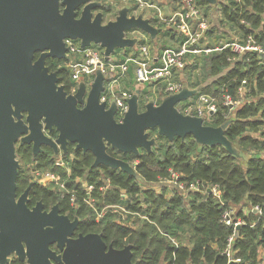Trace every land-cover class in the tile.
Listing matches in <instances>:
<instances>
[{
    "label": "water",
    "instance_id": "obj_1",
    "mask_svg": "<svg viewBox=\"0 0 264 264\" xmlns=\"http://www.w3.org/2000/svg\"><path fill=\"white\" fill-rule=\"evenodd\" d=\"M179 2L180 0H169ZM216 7L218 0H205ZM83 5L80 16L76 9ZM100 3L91 0H0V257L15 253L26 264H139L132 261V245L116 249L100 233H78L77 217L69 219L57 205L49 212L37 204L27 208L25 194L16 199L19 163L15 143L31 145L35 156L46 146L55 156H64L67 145L74 151L90 152L91 168L119 170L138 178L129 162L108 154H146L157 146V137L171 142L191 136L200 146H221L242 159L224 132L230 121L207 125L201 117L185 115L176 105L193 98L199 87L182 84L177 93L164 96L154 105L150 98L140 110L138 93L127 99L128 110L121 122L114 118L116 106L100 102L104 75L95 71L86 92L80 82L73 94L58 84L57 73L49 71L45 58L61 60L68 48L65 40L79 41L81 49L97 44L107 61L116 49L131 48L136 39L124 38L127 30L138 29L152 40L163 29L140 13L127 16L128 7L116 11L113 20L103 23L101 12L92 14ZM62 9V10H61ZM39 55L34 59L35 53ZM86 92V95H85ZM55 130L56 137L49 136ZM155 131V136L150 132ZM54 245L58 250H52ZM264 256V255H263Z\"/></svg>",
    "mask_w": 264,
    "mask_h": 264
},
{
    "label": "trees",
    "instance_id": "obj_2",
    "mask_svg": "<svg viewBox=\"0 0 264 264\" xmlns=\"http://www.w3.org/2000/svg\"><path fill=\"white\" fill-rule=\"evenodd\" d=\"M207 10L211 7L205 0H198ZM219 21L236 28L241 38L254 34L256 41L264 49V0H222L217 5ZM108 14L110 7H105ZM212 9V8H211ZM206 12V11H205ZM204 12V13H205ZM162 36H168L164 30ZM174 35L172 34L171 38ZM230 43V42H228ZM206 68L209 74L217 76L209 86L213 90L202 88L198 94L212 96L217 102V111L212 117L211 125L219 126L230 121L225 129V136L243 154L245 159H238L228 154L221 146L206 147L197 145L191 136L183 140L175 137L168 142L157 137V146L150 154L140 150L139 154L117 155L107 149L108 154L129 163L136 161L135 170L138 178L123 174L119 170L103 166L91 168L93 156L90 152L74 151L73 144L67 145V158L70 161L71 177L66 182L67 188L80 190V184L73 181L79 177L87 184H93L92 196L98 200L96 209L104 205L116 204L125 206L131 211L146 214L149 221H138L136 227H128L117 214L107 212L97 221L95 211L82 203L77 196L76 204L70 207L68 195L60 198L58 203L62 213L72 218L76 216L80 223L75 231L78 233H100L106 244L116 249L132 245V261L139 264H160L161 261L174 264H228L220 254L231 227L221 222L225 210L232 211L231 217L243 221L236 232L233 243L235 256L239 263L258 264L264 255V67L258 53L246 52L237 55L228 46L221 51L208 55ZM195 67L194 65H189ZM59 83L65 82V89L71 84L63 69L59 70ZM244 84V98L256 97L254 101L245 100L229 110L222 104V94H229L233 100L238 97V88ZM193 85L191 87H196ZM227 115V117H225ZM254 132L257 136H250ZM155 131L150 132L154 134ZM52 130L50 137H56ZM162 141H164L162 143ZM23 158L31 157V149H21ZM25 151V152H24ZM38 155L39 165L51 168L50 158L46 154ZM21 156V157H22ZM154 168V170H152ZM180 173L177 182L185 186L193 182L216 184L220 188L221 201L209 193L188 192L187 202L179 190L164 199L162 194L152 190H142L140 180L151 182L157 173L166 176L168 169ZM108 181V184L105 182ZM99 191V187H104ZM125 197L122 198L121 194ZM143 203V206H141ZM257 207L258 211L253 212ZM234 210V211H233ZM135 224V225H136ZM177 240L179 246H170L167 236ZM186 244L183 246L182 244Z\"/></svg>",
    "mask_w": 264,
    "mask_h": 264
},
{
    "label": "built area",
    "instance_id": "obj_3",
    "mask_svg": "<svg viewBox=\"0 0 264 264\" xmlns=\"http://www.w3.org/2000/svg\"><path fill=\"white\" fill-rule=\"evenodd\" d=\"M127 6V16H136L139 13L143 17L149 18L151 24L164 30H169L178 39L177 45L167 46L152 52V46L147 43L144 32L138 30H127L124 32V38L136 39L135 45L131 48L121 49L115 55L105 61L103 48L97 44H91L89 47L81 49L78 44L68 42L66 52V61L69 54L72 61L69 67L73 73L69 75L71 82V91H75L80 82L90 86L93 81L95 71L98 69L104 75V90L100 95V102H104L108 107L112 102L116 106L114 118L121 122L124 114L128 110L127 99L130 98L136 90L138 93V107L143 110L146 102L152 98L153 104H159L160 100L169 94L177 93L182 87L180 77L184 69L189 65H198L200 55L208 56L214 51H221L230 47L231 51L237 55L246 52L258 53L262 57L264 67V49L256 41L254 34H249L243 38L242 42L232 41L220 46H209L208 33L211 28L208 17L203 13L198 0H180L181 7L178 11L166 15L159 5L153 0H122ZM155 21V22H154ZM144 33V34H143ZM65 61V62H66ZM69 62V61H68ZM132 70V76L129 72ZM129 85L126 84L128 79ZM244 90V84L238 88V94L241 95ZM222 104L228 106L229 110L238 106L241 98L233 100L229 94H222ZM178 111L185 115L201 117L205 124L211 125L212 117L217 111L216 99L205 94H197L193 98L176 105ZM227 117V115L225 116ZM72 156L63 158L56 156L51 168L39 166L33 163L27 167L34 180L38 183L48 186L57 191L61 197L68 195L70 207L76 204L77 196L81 198L82 203L95 211V220L100 219L105 213H115L125 224L135 222V218H141L142 221H149L146 214L140 215L138 211H131L125 206L109 204L104 205L100 210L96 209L98 200L92 196L94 190L93 184H87L83 179L76 177L73 181L80 184V190L67 188L66 182L71 177L70 161ZM136 161L132 163L135 167ZM108 184V181H105ZM176 184V183H175ZM104 187H99L103 191ZM179 191L209 193L215 199L221 201L220 188L216 184L193 182L189 186L183 183L177 184ZM122 198L125 197L121 194ZM143 206V205H141ZM258 208L254 207L253 212ZM232 211L225 210L222 214L221 222L231 227V232L227 236L225 244L220 254L226 258L227 263H239L241 259L236 257L233 249V243L236 239L238 227L243 224L239 218L231 217ZM137 216V217H136ZM167 236L170 246L176 249L179 244L171 236ZM186 246V244H182ZM172 263L174 264V254L172 253ZM160 264H168V261H161Z\"/></svg>",
    "mask_w": 264,
    "mask_h": 264
},
{
    "label": "rangeland",
    "instance_id": "obj_4",
    "mask_svg": "<svg viewBox=\"0 0 264 264\" xmlns=\"http://www.w3.org/2000/svg\"><path fill=\"white\" fill-rule=\"evenodd\" d=\"M103 1H104V4L108 5L111 8L110 12L103 17V23H105V22H107L109 20H113L114 16L116 15V11L118 9L122 8L123 6H125L124 2L122 0H103ZM153 1L155 2V4L159 5L161 9L163 7L165 9L167 7L166 3L168 2V0H153ZM221 1L222 0H218V3L221 2ZM216 7H213V9H216L215 10L216 12H213V15H210L211 12L208 11V20L210 21V24L213 25V22L216 24L215 27L213 28V31L209 33V34H211L213 36V40L215 41V42L212 41V44H217L216 43V41H217L216 33H218L219 36L223 35L225 37V39L228 36V33L226 31H224V30L221 31V32L218 31V29H222L223 28L222 27L223 22L219 21V19H221V17H218V13H217V8ZM203 9H207V8L203 5ZM134 30H138V29H134ZM225 30H227V29H225ZM229 30H231V33H233V35H236L235 34L236 28L229 27ZM138 31H140V30H138ZM172 34L173 33L170 32V34L168 36H162V34L160 33L153 40L147 34H144V37L147 39V43H149L153 47L152 48V52H155L157 50V48L163 47L166 44H168V45L172 44L171 40H170ZM214 36H215V39H214ZM164 38H166V39H164ZM172 38L173 39H178L176 36H173ZM217 38L221 39V41H220L221 43L220 44H225L224 42L227 41V40H223V38H221V37H217ZM119 50H121V49H116L115 50L116 52L114 54L116 55ZM214 52H217V51H214ZM212 53H210V54H212ZM71 57H72L71 54H69V58H68L69 62L68 61L64 62L63 66H62V67H64L67 70L68 77H69L70 74L73 73L72 69L69 67V64L72 61H77L76 59H71ZM208 57L209 56L200 55L199 58H198V65H196L195 67L189 66V67L185 68L186 70L184 69V71L182 72V76L180 78L181 83L185 84V85L187 84L188 86L197 85L196 87H199L200 90L202 88H204L205 90L209 91V94H210V91L213 90V87H211L209 85H211L213 83V81H215L217 76H213V75L209 74L208 68H206V62L208 61L207 60ZM87 88H89V86ZM247 90H248V87H247V89L242 90L241 95L238 94V97H240L242 101H244L245 98H246V97L244 98V94H245V91H247ZM261 96H264V93L261 94ZM255 99H257V98L256 97H248V98H246V100H250V101H254ZM249 135L250 136H257V134H254V132H250ZM150 136H155V133L151 134ZM163 142L164 141H162V143ZM239 152L242 155V159H245L244 154L240 150H239ZM262 154H263L262 156H264V153H262ZM16 159H17V161L20 162V165L22 167V171H23V169L25 170L28 166L31 165V161L27 157L23 158L20 155H16ZM152 170H154V168H152ZM26 172H29V170H27ZM153 176L154 177L152 178V181L150 183L146 182V180H144V181L140 180L139 186L141 187L142 190H152V191H154L157 194H162L164 199L170 198L173 195L174 190L177 191V189H176L177 184L181 183V182H177L178 177L181 176L180 173L177 172V171H173L171 168L166 171V176L165 177H162V176H160L157 173H154ZM180 193H181V196L184 198V201L186 203L187 202V198H185V197L187 196L188 192L187 191H180ZM122 194H124V193H122ZM141 205H143V203H141ZM139 214L142 215L143 213L139 212ZM140 220H141V218L137 217L134 220L135 222H127L126 225L128 227H133L134 228V227L137 226V224H139L138 221H140ZM258 264H264V256L263 255H262L261 260L259 261Z\"/></svg>",
    "mask_w": 264,
    "mask_h": 264
},
{
    "label": "flooded vegetation",
    "instance_id": "obj_5",
    "mask_svg": "<svg viewBox=\"0 0 264 264\" xmlns=\"http://www.w3.org/2000/svg\"><path fill=\"white\" fill-rule=\"evenodd\" d=\"M91 1L96 2V3H100V7L99 8L91 10L92 14L94 15L97 12H101L102 13V17H104L106 15V13L104 12V10H105L104 8L105 7H109V6L104 4L103 0H91ZM82 8H83V5L80 6L78 9H76V17L80 16V12L82 11ZM68 42H72V43H75V44L79 45V41L65 40L66 46H67ZM38 55H39V52L35 53L34 59H36V57ZM65 61H66V56L63 59H61V60H57V59L51 58V57H46L45 58V65H46V67L48 68L49 71L56 72L57 76H59V74H58L59 70L63 69L65 71V73H66L67 78L69 79L67 70L64 67H62L63 63ZM59 78L61 79L62 76L60 75ZM58 84L63 85L64 90L68 94H73L77 90V88H76L75 91H71V86H70L71 84L68 86V90H66L65 89V85L66 84H65L64 81H61V83L58 82ZM85 87H86V92H87L89 88H87L88 87L87 85H85ZM86 92H85V95H86ZM49 136H50V134H49ZM51 138H53V137H51ZM26 148H30L31 149V157L29 158L30 161H31V164L37 163V165H39V162H38L39 159H36L37 156L38 155H42L45 151L51 150V149H49L46 146H40L42 151L34 156L32 154L31 145L28 144V143H25V142L20 144L19 139H18L16 141V143H15V158H16V155L22 156L23 151H21V149H26ZM111 152H113V151H111ZM114 153H116V152H114ZM116 154L119 155L120 153H116ZM59 155H60V153H59ZM46 156H48L50 158V162L53 161V159L56 157L53 154V152H52V154L51 153L50 154H46ZM64 156H66V155H64ZM69 156H72V159H73V154H69L68 157ZM18 163H19V168H18V177H17V181H16V199L20 198L24 194V192H26V194H25V198H26L25 204H26L27 208L32 209L33 207H35L39 203V204L42 205V211L49 212L53 206L57 205L58 208H59V212L61 214L66 215L69 219H73L74 217H76V216H73L71 218L68 215V212L67 213L66 212L62 213L61 212V207L59 206V203H58V200H57L59 193L57 191H55L54 189H51L48 186H45V185H42V184L38 183L36 180L33 179L32 174L30 172H26L27 168L25 170L23 169V171H22V167L20 165V162L18 161ZM39 166H42V165H39ZM60 198H64V197L60 196ZM49 247L52 250H55L58 253V250L55 248L54 245H50ZM0 264H26V259L24 258V260L20 261L15 253H10V254L6 255L4 258L0 257ZM54 264H57V263H54Z\"/></svg>",
    "mask_w": 264,
    "mask_h": 264
},
{
    "label": "crops",
    "instance_id": "obj_6",
    "mask_svg": "<svg viewBox=\"0 0 264 264\" xmlns=\"http://www.w3.org/2000/svg\"><path fill=\"white\" fill-rule=\"evenodd\" d=\"M167 4V7L164 9V7L162 8L164 11V13L167 15H170V14H172V13H174V12H176V11H178L179 9H180V7H181V4L180 3H178V2H170L169 0H168V2L166 3ZM211 7V6H210ZM202 8V11H203V13L208 17V11L209 12H211L210 13V15H213V12H216L215 10L216 9H213V7H211L212 9H209V10H207V9H203V6L201 7ZM215 23L213 22V25L211 24V28H210V31H209V33L210 32H212L213 31V28L215 27ZM222 29H218V31H226L227 33H228V36H227V38L225 39V37L222 35V36H219L218 35V33H216V36L217 37H221V38H223V40H227L226 42H224V43H228V42H232V41H239V42H242V40H243V37L241 38V34L237 31V29L235 30V34L236 35H233V33H231V30H229V27H230V25L229 24H226L225 22H223V24H222ZM225 29H227V30H225ZM217 31V32H218ZM208 33V37H207V39H208V45L209 46H220V45H222V44H220L221 42V39H219V38H217L216 37V39H217V41H216V43L217 44H212V41H214L213 40V36L211 35V34H209ZM220 34V33H219ZM158 36V35H157ZM164 39H166V38H164ZM214 39H215V36H214ZM170 40H171V45H168V44H166V45H164L163 47H167V46H175V45H177V41H176V39H173V38H170ZM215 42V41H214ZM154 46V45H153ZM153 48V47H152ZM160 48H162V47H160ZM160 48H157V49H160ZM195 66V65H194ZM187 67H189V66H187ZM186 67V68H187ZM186 70V69H185ZM129 76L131 77L132 76V70L130 69V72H129ZM181 76H182V74H181ZM181 78V77H180ZM129 81H131V79L129 78L128 79V81H126V84L127 85H129ZM187 85V84H186ZM188 86V85H187ZM189 88H194V87H191V86H188ZM244 90H245V88H244Z\"/></svg>",
    "mask_w": 264,
    "mask_h": 264
}]
</instances>
